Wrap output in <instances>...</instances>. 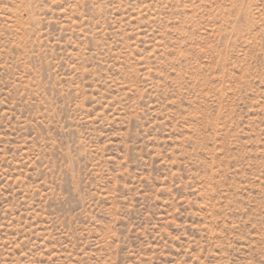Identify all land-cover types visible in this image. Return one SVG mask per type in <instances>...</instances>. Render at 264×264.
<instances>
[{
    "label": "rangeland",
    "instance_id": "374dc122",
    "mask_svg": "<svg viewBox=\"0 0 264 264\" xmlns=\"http://www.w3.org/2000/svg\"><path fill=\"white\" fill-rule=\"evenodd\" d=\"M0 264H264V0H0Z\"/></svg>",
    "mask_w": 264,
    "mask_h": 264
}]
</instances>
